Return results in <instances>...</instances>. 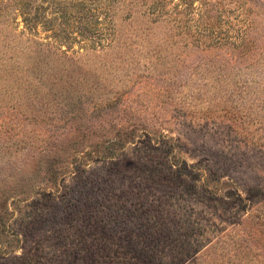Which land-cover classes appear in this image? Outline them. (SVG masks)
Here are the masks:
<instances>
[{
  "label": "rangeland",
  "instance_id": "374dc122",
  "mask_svg": "<svg viewBox=\"0 0 264 264\" xmlns=\"http://www.w3.org/2000/svg\"><path fill=\"white\" fill-rule=\"evenodd\" d=\"M0 264H264V0H0Z\"/></svg>",
  "mask_w": 264,
  "mask_h": 264
},
{
  "label": "trees",
  "instance_id": "16d2710c",
  "mask_svg": "<svg viewBox=\"0 0 264 264\" xmlns=\"http://www.w3.org/2000/svg\"><path fill=\"white\" fill-rule=\"evenodd\" d=\"M13 1H15V0H13ZM19 5L21 7L24 6V4H19ZM212 10H213L212 7L208 6V8L206 9V12L209 14ZM27 21L28 20H25L26 25L28 24ZM173 24L178 28L177 22H174ZM196 24L198 25V27H195V31L193 33L194 34L193 40L196 43L201 45V44L208 42L210 44V42L213 41L214 44L220 45L223 42L225 43L227 41V38L223 37L222 30L220 28L217 29L215 27V24H218V23L214 24V23L210 22L209 20H207V18H206V20H202L200 22H197ZM207 33L208 34L210 33V35H207ZM123 145H124V143L120 144V146H123Z\"/></svg>",
  "mask_w": 264,
  "mask_h": 264
}]
</instances>
